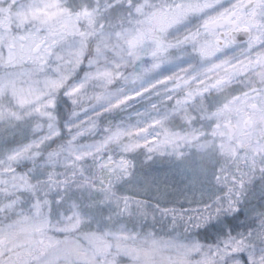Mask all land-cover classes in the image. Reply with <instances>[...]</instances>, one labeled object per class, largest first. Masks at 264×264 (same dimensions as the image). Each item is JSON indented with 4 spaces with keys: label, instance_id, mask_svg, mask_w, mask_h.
Segmentation results:
<instances>
[{
    "label": "rangeland",
    "instance_id": "374dc122",
    "mask_svg": "<svg viewBox=\"0 0 264 264\" xmlns=\"http://www.w3.org/2000/svg\"><path fill=\"white\" fill-rule=\"evenodd\" d=\"M159 2L138 0L131 6L138 19L114 31L102 24L90 28L87 18L69 13V0H0L5 13H0V130L14 125L17 117L33 118V140L0 153V178L8 196L0 204L3 264H258L264 258V241L243 244L236 239L213 258L207 256L209 245L196 235L168 231L167 225L183 228L181 216L163 217L168 221L157 229L132 228L115 216L83 228L93 225V216L76 203L68 202L54 214L48 199L22 196L25 177L13 167L31 164L36 149L56 135L51 111L55 92L63 89L79 98L87 84H96L97 96L90 98L85 113L126 102L129 119L110 139L128 152L138 151L140 165L151 161L162 167L157 175L148 171L142 177L131 174L126 158L101 163L128 178L137 193L149 192L162 203H206L218 196L212 184L221 181L226 165L234 162L228 182L234 183L236 174L250 176L259 181V188L248 200L236 189L216 200L214 220L232 217L240 204H250L242 207L248 218L264 210V139L256 126L264 118V0ZM249 2L252 5L244 8ZM240 28L249 29L250 38L231 41L230 32ZM90 36L94 52L77 75ZM130 40L133 46L127 49L124 44ZM154 42L155 47L168 44L169 54L153 57ZM174 43L180 44L172 47ZM148 56L153 64L143 69ZM239 74L244 76L242 84L234 78ZM236 91L248 99L229 96ZM86 121L76 120L72 127L78 129ZM95 142L70 144L43 163L67 166L98 148ZM131 206L127 209L143 216L151 212L141 200ZM261 215L259 224L264 225ZM202 218L197 225L214 222L210 215Z\"/></svg>",
    "mask_w": 264,
    "mask_h": 264
},
{
    "label": "trees",
    "instance_id": "16d2710c",
    "mask_svg": "<svg viewBox=\"0 0 264 264\" xmlns=\"http://www.w3.org/2000/svg\"><path fill=\"white\" fill-rule=\"evenodd\" d=\"M69 13L76 14L87 18L86 24L90 28H100L102 24L104 29L119 30L122 27L131 26L133 22L138 19V15L134 13L131 6L138 0H69ZM153 4L160 3L161 0H151ZM172 1V0H171ZM68 2V0H67ZM130 3V4H129ZM6 4V3H5ZM129 4V5H128ZM2 8L4 6H1ZM5 16L4 11H0ZM92 14V15H91ZM98 22V23H97ZM77 23V22H76ZM81 31H84V25L79 23ZM211 28V29H210ZM210 31L213 27L208 26ZM80 32V34H83ZM84 36V35H83ZM86 53L81 64L78 65L76 74L81 75L85 69L88 58L94 52V38L88 37L86 40ZM140 43L141 39H140ZM153 44V57L167 56L168 44ZM180 43H174L172 47H178ZM124 46L129 49L133 46V40L125 43ZM44 55H49L48 51H44ZM153 64L152 56H148L142 60V68L150 67ZM133 65V64H132ZM42 67V65L40 66ZM45 67H43L44 69ZM2 71V70H0ZM235 80L241 84L244 81V76L236 75ZM96 84H87L83 89V95L79 98H71L63 89H60L54 94V101L52 106V120L57 129L55 136L47 139L44 143L36 149V156H32L31 164L16 165L14 169L20 170L24 174L25 190L22 192L23 197L29 199L46 198L50 202V212L56 214L57 211L63 209L68 202H74L77 206L91 216L93 225H85V227H95V224H101L102 218L110 217L117 221H122L131 226L132 228L142 227H160L161 222L168 221L163 218L169 216L174 219L176 216H181L183 228H178L172 225H167L168 231L176 230L187 234L196 235L200 240L208 246L207 256H213L218 253L224 246L229 245L231 242L239 240L241 243H250L252 241L260 243L264 241V225L262 221L261 210L260 214H252L253 218L246 217L242 207L250 205L249 203L240 204L241 210L234 214L224 216L223 219L219 216L218 221L214 220L216 211L219 208L216 206V200L227 197L231 190H239L237 194L243 200H248L250 192L257 190L259 187L256 181L252 180L250 176L241 178L236 174L234 183L228 182V176L233 165L227 164L226 169L222 171V180L212 184L218 191V196L209 200L206 203H185V202H169L162 203L158 198H154L149 192L139 194L133 187V183H129V179L123 177L121 174L109 171L101 165L104 161H112L126 158L128 164L131 165L130 172L132 175H140L147 177L148 171L152 175H157L162 169L161 165L151 161H145L140 165V154L138 151L128 152L118 143H115L111 138L113 131L118 127L121 122L129 119L126 110V102L115 101L109 107L98 112L85 113L91 106V97L96 95ZM169 86V83L166 84ZM200 92H204L202 87H199ZM95 91V92H93ZM154 89L151 90V94ZM243 92L236 91L230 93V97L237 96L239 99H248L242 97ZM255 93V90L253 91ZM249 96H252L251 94ZM220 97V96H219ZM92 114V115H91ZM217 121L221 122L219 116ZM87 119L82 123L78 129L72 126L76 120ZM14 121V125H10L8 129L0 130V153L10 146L29 143L32 139L33 118H21ZM20 120V121H19ZM2 124V122H0ZM221 123L219 124V127ZM223 126V125H222ZM256 126L260 129L258 133L264 139V118L259 120ZM2 126L0 125V128ZM258 135V134H257ZM97 141L100 146L94 151L80 156L72 161L67 166H53L47 165L45 162L53 153L62 151L70 144H82ZM102 142V144H101ZM220 159H218L219 161ZM42 163V165L39 164ZM221 164V163H220ZM219 165V164H217ZM38 166V167H37ZM221 167V165L217 166ZM218 171V169H215ZM222 169H219V172ZM4 172V171H3ZM1 173V171H0ZM5 174V173H3ZM262 176L263 173H260ZM261 176V177H262ZM240 178V179H239ZM241 183V185L239 184ZM251 187H249V184ZM3 182L0 178V204L7 200L8 196L4 191ZM118 199L119 202L112 200ZM145 204V208L151 210L145 211L149 213L148 216L141 215V211L136 212L132 205H137L138 201ZM156 211V213H155ZM203 212V213H202ZM210 215V219L214 220L209 225H197V218L204 221L202 216ZM154 215V218L151 216ZM251 216V217H252ZM216 217V216H215ZM191 219V220H190ZM237 221V223H236ZM144 225H138V224ZM146 223V224H145ZM150 223V225H147ZM261 223V224H259ZM137 224V225H134ZM259 224V225H258ZM165 226V225H164ZM41 239L45 237L42 230L39 234ZM62 236V235H58ZM227 243V244H225ZM240 243V244H241ZM264 243V242H263ZM4 262L0 261V264ZM247 264H250L249 262ZM258 264H264V258L260 259Z\"/></svg>",
    "mask_w": 264,
    "mask_h": 264
},
{
    "label": "water",
    "instance_id": "95a60500",
    "mask_svg": "<svg viewBox=\"0 0 264 264\" xmlns=\"http://www.w3.org/2000/svg\"><path fill=\"white\" fill-rule=\"evenodd\" d=\"M251 5H252V2L246 3L244 5V8H248ZM250 35L251 33L249 29L240 28V29L232 30L229 34V37L231 41L238 43V42L247 41L250 38Z\"/></svg>",
    "mask_w": 264,
    "mask_h": 264
}]
</instances>
